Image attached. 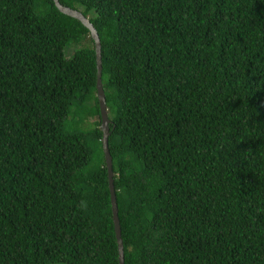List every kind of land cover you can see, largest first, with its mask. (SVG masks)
<instances>
[{"label": "trees", "instance_id": "1", "mask_svg": "<svg viewBox=\"0 0 264 264\" xmlns=\"http://www.w3.org/2000/svg\"><path fill=\"white\" fill-rule=\"evenodd\" d=\"M59 2L101 42L124 264H264V0ZM96 81L79 20L0 0V264H119Z\"/></svg>", "mask_w": 264, "mask_h": 264}, {"label": "water", "instance_id": "2", "mask_svg": "<svg viewBox=\"0 0 264 264\" xmlns=\"http://www.w3.org/2000/svg\"><path fill=\"white\" fill-rule=\"evenodd\" d=\"M54 3L62 13L79 20L89 30L91 38L94 41L96 64H97L96 95H97L99 109H100V117H101L100 127L103 132L102 148H103V153H104V161H105L107 173H108V188L110 192L114 230H115V235H116V240H117V245H118L119 264H124V247H123V241L121 237L120 221L118 217V206H117V200L115 196V189H114V183H113L114 173L112 169V157L110 155L109 148H108V136L110 134L109 123L111 122V119L108 117L106 98L104 95V90H103L102 81H101L102 61H101L100 38H99V35L94 25L91 23V21L86 16H84V14L81 11L71 8V7L64 6L59 2V0H54Z\"/></svg>", "mask_w": 264, "mask_h": 264}, {"label": "rangeland", "instance_id": "3", "mask_svg": "<svg viewBox=\"0 0 264 264\" xmlns=\"http://www.w3.org/2000/svg\"><path fill=\"white\" fill-rule=\"evenodd\" d=\"M77 48L76 45H71L69 48L67 47V49L65 50V56L66 57H70L72 56L74 50ZM93 118H89V121H92Z\"/></svg>", "mask_w": 264, "mask_h": 264}]
</instances>
